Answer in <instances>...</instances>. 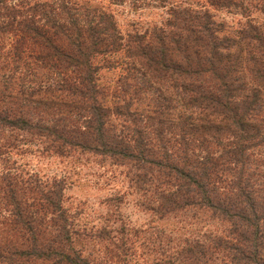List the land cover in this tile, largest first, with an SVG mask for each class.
Listing matches in <instances>:
<instances>
[{
	"label": "trees",
	"instance_id": "trees-1",
	"mask_svg": "<svg viewBox=\"0 0 264 264\" xmlns=\"http://www.w3.org/2000/svg\"><path fill=\"white\" fill-rule=\"evenodd\" d=\"M125 2L164 16L120 25ZM29 143L124 166L177 224L150 264H264V0H0V264H136L138 229L78 226L64 180L16 164Z\"/></svg>",
	"mask_w": 264,
	"mask_h": 264
},
{
	"label": "rangeland",
	"instance_id": "rangeland-1",
	"mask_svg": "<svg viewBox=\"0 0 264 264\" xmlns=\"http://www.w3.org/2000/svg\"><path fill=\"white\" fill-rule=\"evenodd\" d=\"M114 9L120 25L136 18L138 24L145 27L147 22L157 23L164 16L160 7H143L133 11L126 2L114 6ZM237 17L222 11L215 12V18L224 21L227 26L234 24ZM23 148H26V151L13 154L16 164L37 173L42 178L63 179L65 185L63 205L74 215V222L78 226H85L87 233H92L90 229L94 230L105 223L117 225L119 221H123L130 228L138 229L134 236L129 233L131 236L129 239H134L132 243L134 253L128 255L131 261L136 259V264H150L154 254L140 242L144 238L150 240V235L154 236V229L160 230L163 235L173 234L172 231L177 225L175 219L172 220L170 217L158 219L156 215L137 205L138 197L128 185L124 166L110 164L107 161L100 162L98 157L89 153H76L66 157L40 153L34 143L23 144ZM115 195L121 199L116 206L119 216L114 220L109 217L113 215L115 205L109 206L104 200ZM203 223L208 229L218 231L221 227L214 220L206 219ZM77 245L84 251H95L101 243H96V238H85L77 242Z\"/></svg>",
	"mask_w": 264,
	"mask_h": 264
}]
</instances>
